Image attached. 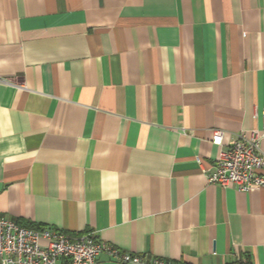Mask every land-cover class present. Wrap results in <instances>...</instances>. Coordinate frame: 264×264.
I'll list each match as a JSON object with an SVG mask.
<instances>
[{"label":"crops","instance_id":"0c3cea01","mask_svg":"<svg viewBox=\"0 0 264 264\" xmlns=\"http://www.w3.org/2000/svg\"><path fill=\"white\" fill-rule=\"evenodd\" d=\"M263 112L264 0H0V216L264 264V187L207 180Z\"/></svg>","mask_w":264,"mask_h":264},{"label":"built area","instance_id":"2783aa9c","mask_svg":"<svg viewBox=\"0 0 264 264\" xmlns=\"http://www.w3.org/2000/svg\"><path fill=\"white\" fill-rule=\"evenodd\" d=\"M12 85L22 86L10 80ZM261 127L241 130L236 139L216 158L214 169L207 180L221 187L235 186L249 190L264 187V153L261 140L264 137V112ZM223 131L213 132L211 143H223ZM107 251L121 262L133 264H175L160 258L144 260L140 255L121 252L117 248L98 241L91 231L70 234L43 227L28 228L17 220L0 216V264H93L97 255Z\"/></svg>","mask_w":264,"mask_h":264},{"label":"trees","instance_id":"16d2710c","mask_svg":"<svg viewBox=\"0 0 264 264\" xmlns=\"http://www.w3.org/2000/svg\"><path fill=\"white\" fill-rule=\"evenodd\" d=\"M19 223L25 227H28V228H35V229H41L42 228L40 225L35 224V223H26V224H23L21 222H19Z\"/></svg>","mask_w":264,"mask_h":264}]
</instances>
